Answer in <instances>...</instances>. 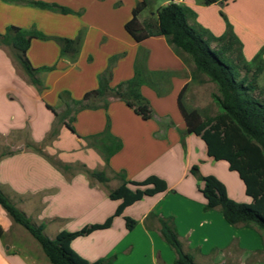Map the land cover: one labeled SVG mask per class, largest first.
I'll return each instance as SVG.
<instances>
[{
  "label": "crops",
  "instance_id": "0c3cea01",
  "mask_svg": "<svg viewBox=\"0 0 264 264\" xmlns=\"http://www.w3.org/2000/svg\"><path fill=\"white\" fill-rule=\"evenodd\" d=\"M35 1L81 9L83 15H62L0 0V33L8 26L35 27L49 36L75 38L86 27L87 35L75 63L59 61L56 42L32 41L27 56L34 67L59 64L58 70L46 76L44 90L29 81L13 52L0 43L2 193L33 223L43 224L44 231L52 228L55 239L60 232H77L114 215L121 203L109 197L110 190L121 185L116 174L124 173L128 181L135 182L156 176L167 183L166 192L129 206L109 229L75 239L72 249L90 263L114 257L113 264H174L176 254L163 239L159 222V218H172L185 252L204 262L234 246L245 254L264 251L260 233L231 226L219 209L205 211L203 183L191 174L195 166L202 176L221 181L232 200L249 204L252 199L229 164L209 157L201 137L187 132L179 96L193 81L189 62L175 53L165 37H151L138 44L125 31L135 0H124L117 8L111 5L113 0ZM183 4L193 8L190 0ZM210 21L201 24L222 36L225 27L219 23L213 26ZM103 35L108 36L106 44ZM139 49L145 55L146 68L141 78L143 104L109 98L104 108V102L97 100L94 108L75 116L72 125L77 135L48 108L58 114L67 109L59 102L63 91L81 100L96 90L98 76L115 53L126 55L113 68L111 88L133 79ZM110 137L119 139L123 149L106 163L103 148ZM93 171L106 172L110 181L99 183L88 173ZM125 218L137 222L133 230L127 229ZM0 225V264H49L35 241L18 229L22 227L1 206Z\"/></svg>",
  "mask_w": 264,
  "mask_h": 264
},
{
  "label": "trees",
  "instance_id": "16d2710c",
  "mask_svg": "<svg viewBox=\"0 0 264 264\" xmlns=\"http://www.w3.org/2000/svg\"><path fill=\"white\" fill-rule=\"evenodd\" d=\"M17 2L40 10L51 11L62 15L82 14L56 3L35 0H3ZM156 0H139L132 11V19L126 23L125 31L133 40L141 44L151 37H165L175 53L186 62L194 65L193 79L198 75L207 76L218 87V94L213 98L220 112L215 116L202 114L201 111L189 110L183 103L186 88L179 96V109L185 120L187 132L201 137L205 142L209 157L216 161H226L229 169L236 172L243 181L246 194L252 199L251 204L238 203L229 198L225 185L214 176H202L198 167L191 169V174L202 183L201 192L206 200L205 211L219 209L231 226L247 227L264 237V88L259 85L264 74L262 53L256 55L251 62L245 56L244 46L234 33L230 24L222 36H215L209 30L200 27L196 30L190 23L196 18L195 12L185 4L170 3L158 8L157 12L145 20L141 14ZM205 6L218 3L226 4L230 0H200ZM86 38V29L82 28L75 38L49 36L35 27L22 29L8 26L0 33V43L8 47L26 73L29 81L41 90L46 89L45 78L55 66L36 68L29 60L27 53L33 40L54 41L60 47V58L75 63L81 53ZM115 58V57H114ZM145 55L139 49L135 67V77L111 88L113 68L109 64L106 71L98 77V88L84 95L81 100H74L68 91L59 95V102L67 109L62 114L48 106L60 117L66 128L73 134L72 125L75 116L84 109L94 108L90 101L101 100L104 108L108 99H120L125 102H145L141 93V78L145 73ZM117 63V62H116ZM115 63V64H116ZM123 149L122 142L110 137L103 150L105 161ZM90 177L101 184H107L110 178L104 171L88 172ZM121 181L116 189H111L109 197L121 201L113 216L102 224L86 226L77 232H60L55 239L45 235V226L36 225L0 190V206L14 223L20 225L38 242L51 264H113L114 257L90 263L79 256L71 247V243L79 238L99 230L109 229L116 217L121 216L126 208L147 196L164 193L167 183L156 176L145 181H128L124 173L115 175ZM126 227L133 230L137 222L125 218ZM161 234L165 242L176 254L174 264H196L194 257L186 253L172 218H159ZM3 228L0 225V237Z\"/></svg>",
  "mask_w": 264,
  "mask_h": 264
},
{
  "label": "rangeland",
  "instance_id": "374dc122",
  "mask_svg": "<svg viewBox=\"0 0 264 264\" xmlns=\"http://www.w3.org/2000/svg\"><path fill=\"white\" fill-rule=\"evenodd\" d=\"M97 1L110 3L108 2L109 0H97ZM166 1L168 0H156L149 8H147L141 14L140 20L141 21L145 20L152 14L156 13L158 8L164 6L163 4ZM137 3L138 0H135V6ZM190 3L193 6V8L191 7L192 10L197 15L194 20L193 19L190 20V23L194 26L196 30L200 31V27L204 28V26H202L201 23L205 22L207 19L211 20L210 22L214 24L213 26H216V23L223 25L225 27V32L227 29V25L230 24L234 33L244 44L243 45L244 52L247 60L251 62L256 55L262 53L261 58L264 61V0H234V1L230 0L229 2H227V4L222 6L220 4L214 6H205L200 0H190ZM124 4H125L124 0L122 2H118V0H113L111 2V5H114L115 8L122 7ZM69 8L77 13L79 12L81 13V11H83L81 9L78 10V9H73L71 7ZM71 15H76L81 17L83 13L71 14ZM82 28L86 29V35H87V28L86 27H82ZM107 37L108 36L106 35L102 36L103 44H106ZM125 55L126 52H119L112 55L108 59L107 67L102 73L106 71V69L109 67V64L115 65V63L119 59L124 58ZM60 60H64V59L60 58L59 61ZM188 62L190 65V70L193 71L194 70L193 63L190 60ZM51 66H55V69L52 70L51 72H54L59 69L58 62L47 67H51ZM259 85L264 88V74L260 78ZM218 93H219L218 87L215 83L211 82L210 79L205 75H198L196 80L193 79V81L186 88L183 96V103L186 106V108L189 110L196 109L201 111L202 114L204 115L215 116L220 112V110L214 101L213 95ZM94 102L90 101L89 103L91 104ZM62 113H64V110L62 111ZM25 139L26 138L23 137L22 142H24ZM12 143L13 142L11 141V144ZM9 149L10 148H8V150ZM51 158L55 160L57 163H60L59 161H57L58 160L57 158L54 159L55 158L54 156H52ZM251 203L252 201L249 204ZM242 204H246V203H242ZM18 229H20L23 233H28L29 237H31V239H33V241H35V243L38 245L43 257L50 264L48 258H46L44 252L42 251L40 245L32 237V235L29 232H25L23 228H18ZM44 233L50 239H53L55 236L54 235L55 233L52 228H48L46 231H44ZM193 256L196 257L197 264H264V251L245 254L235 246L230 250L226 251L224 255L221 254L214 255L211 259L205 262L201 260L200 257H198L196 254Z\"/></svg>",
  "mask_w": 264,
  "mask_h": 264
},
{
  "label": "built area",
  "instance_id": "2783aa9c",
  "mask_svg": "<svg viewBox=\"0 0 264 264\" xmlns=\"http://www.w3.org/2000/svg\"><path fill=\"white\" fill-rule=\"evenodd\" d=\"M176 3L183 4L184 0H175Z\"/></svg>",
  "mask_w": 264,
  "mask_h": 264
},
{
  "label": "water",
  "instance_id": "95a60500",
  "mask_svg": "<svg viewBox=\"0 0 264 264\" xmlns=\"http://www.w3.org/2000/svg\"><path fill=\"white\" fill-rule=\"evenodd\" d=\"M220 5L222 6V5H223V3H220Z\"/></svg>",
  "mask_w": 264,
  "mask_h": 264
}]
</instances>
